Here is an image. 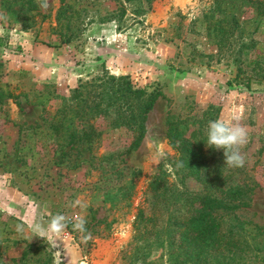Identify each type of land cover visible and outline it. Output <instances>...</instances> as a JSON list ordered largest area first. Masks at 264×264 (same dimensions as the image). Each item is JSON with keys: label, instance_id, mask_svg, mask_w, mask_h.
I'll return each mask as SVG.
<instances>
[{"label": "rangeland", "instance_id": "rangeland-1", "mask_svg": "<svg viewBox=\"0 0 264 264\" xmlns=\"http://www.w3.org/2000/svg\"><path fill=\"white\" fill-rule=\"evenodd\" d=\"M117 3L126 10L120 21L101 20ZM219 3L222 12L214 0H0V93L14 97L0 96V264H173L153 236L165 215L152 208L147 188L174 157L164 135L168 113L210 111L247 129L245 166L234 177L254 185L235 214L264 226V84L233 81L237 67L244 77L264 64V15L245 0ZM68 4L81 10L70 23L78 35L60 44L53 30ZM219 18L233 32L218 49L211 29ZM101 67L155 96L139 146L128 154L129 135L104 121H97L98 140L72 146L49 126L59 99ZM129 181L130 195L120 197ZM184 185L200 189L192 179ZM138 211L156 225L136 223ZM57 214L65 227L54 236L48 227ZM81 219L83 230L75 227ZM245 264H264V253Z\"/></svg>", "mask_w": 264, "mask_h": 264}, {"label": "trees", "instance_id": "trees-1", "mask_svg": "<svg viewBox=\"0 0 264 264\" xmlns=\"http://www.w3.org/2000/svg\"><path fill=\"white\" fill-rule=\"evenodd\" d=\"M219 1L214 0L215 10L222 12ZM245 1L254 4L264 15V0ZM117 4L115 10L101 20L119 22L126 10ZM71 5H66V12L62 9L56 15L57 27L53 31L60 44L70 43L78 35L79 26L70 23L73 16L76 19L80 16L81 10L73 9ZM131 13L137 15L138 11L132 10ZM33 17H22L24 28L31 26ZM211 30L218 49L233 32L225 27L223 18L216 19ZM241 71L236 68L233 78V81L239 79L236 83L244 87L251 83L264 84V64L255 63L252 75L241 77ZM80 82L69 91L67 98L59 99L49 125L54 136L59 137L65 146L78 141L90 143L92 139L98 140L100 135V131L96 132L97 121H104L108 129H124L129 135L123 153L135 150L143 136L144 115L155 96L132 89L126 76L109 75L103 67L91 79ZM0 94L6 99L14 98L9 91ZM214 120L216 116L210 111L199 117L189 112L167 114L164 135L174 157L168 162V173L160 168L147 183L152 208L165 216L159 218L161 225L157 228L154 227L156 219L142 217L141 211L134 217L136 223L154 224L153 236L158 248L164 250L163 255L173 264H245L246 261L254 262L260 253H264V226L246 223L235 214L236 210L248 206L254 183L237 181L234 175L238 168L225 165L223 150L217 151L205 144L208 123ZM107 157L113 159L116 155L112 153ZM135 174L132 172L131 178ZM169 174L173 176L172 181H167ZM186 179L197 182L200 189L188 190L184 185ZM118 189L120 197L127 198L132 182H126Z\"/></svg>", "mask_w": 264, "mask_h": 264}, {"label": "clouds", "instance_id": "clouds-1", "mask_svg": "<svg viewBox=\"0 0 264 264\" xmlns=\"http://www.w3.org/2000/svg\"><path fill=\"white\" fill-rule=\"evenodd\" d=\"M47 5H42L46 7ZM2 31V30H0ZM207 142L205 143L208 148L214 150H223L225 157V165L229 168H243L245 166V156L242 154L241 149L248 142L247 129L230 119H216L210 121L206 131ZM85 221L81 219L75 227L77 229H84ZM65 227V217L57 214L52 217L48 232L51 235L58 236ZM38 231L43 229L37 228Z\"/></svg>", "mask_w": 264, "mask_h": 264}]
</instances>
